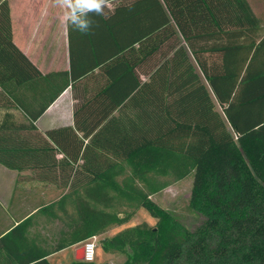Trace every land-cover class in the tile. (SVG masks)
Returning <instances> with one entry per match:
<instances>
[{
	"label": "trees",
	"instance_id": "1",
	"mask_svg": "<svg viewBox=\"0 0 264 264\" xmlns=\"http://www.w3.org/2000/svg\"><path fill=\"white\" fill-rule=\"evenodd\" d=\"M109 15L94 17L89 35L70 30V70L44 75L14 43L10 5L0 0L8 24L0 30V113L2 93L33 121L69 86L77 99L73 125L45 133L31 119L0 118V164L59 174L67 189L58 202L66 233L39 250L23 221L0 237V264H51L50 253L128 223L141 208L153 224L99 241L107 253L127 252L122 264H264V6L114 0ZM14 64L22 69L11 71ZM12 81L34 83L33 111ZM190 176L180 217L153 199Z\"/></svg>",
	"mask_w": 264,
	"mask_h": 264
},
{
	"label": "crops",
	"instance_id": "2",
	"mask_svg": "<svg viewBox=\"0 0 264 264\" xmlns=\"http://www.w3.org/2000/svg\"><path fill=\"white\" fill-rule=\"evenodd\" d=\"M8 2L13 41L18 48L44 75L70 70V29L60 21L61 10L53 6L51 0H8ZM261 4L263 7V3ZM4 28L7 29L8 24L5 19L0 18V30ZM73 33L75 37L80 34L74 30ZM10 69L17 72L22 67L14 64ZM94 83L96 85L97 81H92L90 84ZM10 84L15 94L24 97V101L33 111L36 92L34 83H27L26 88L19 87L14 81ZM40 85L42 89L38 97L44 102L49 98L48 82H42ZM12 96L9 93H2V101H6L8 106L0 113V118L8 116L11 124L24 121L28 123L31 119L45 133L54 127L74 123V104L77 99L72 86L66 88L36 121L20 109L19 103ZM114 115L117 116L118 111H115ZM58 156L62 157V154ZM82 162L83 160L80 159L76 166ZM26 166L27 168L18 170L0 164V237L21 222L29 221L27 235L30 238V246L33 247V243L36 242L39 250L49 249L62 234L66 233L64 214L58 202L67 189L59 187L58 182L63 181L59 174L33 169L28 167L29 163ZM125 224L97 236L98 248L102 249L99 244L100 239L127 229ZM83 243L84 241L74 243L52 252L47 256V260L51 264H74L77 261V252ZM18 250H21V245Z\"/></svg>",
	"mask_w": 264,
	"mask_h": 264
},
{
	"label": "rangeland",
	"instance_id": "3",
	"mask_svg": "<svg viewBox=\"0 0 264 264\" xmlns=\"http://www.w3.org/2000/svg\"><path fill=\"white\" fill-rule=\"evenodd\" d=\"M254 5L257 12H260L262 7V0H250ZM192 176L178 181L171 186L164 189L162 192L158 193L157 195L153 196V199L157 201L163 208L170 210L171 212L175 213L178 217H180V213L183 211V208L186 203V199L189 197L192 189ZM147 221L150 224L155 222V218L150 214V212L145 209L141 208L137 211L134 217L124 226L127 228L133 227L136 224ZM184 221L188 224H191L190 219H184ZM127 252H116V253H107L103 251V249L97 248L95 263H104L110 262L114 264H122L128 259Z\"/></svg>",
	"mask_w": 264,
	"mask_h": 264
},
{
	"label": "clouds",
	"instance_id": "4",
	"mask_svg": "<svg viewBox=\"0 0 264 264\" xmlns=\"http://www.w3.org/2000/svg\"><path fill=\"white\" fill-rule=\"evenodd\" d=\"M61 10L60 21L67 29L83 35L92 33L99 21L94 17L110 18L114 0H51Z\"/></svg>",
	"mask_w": 264,
	"mask_h": 264
},
{
	"label": "built area",
	"instance_id": "5",
	"mask_svg": "<svg viewBox=\"0 0 264 264\" xmlns=\"http://www.w3.org/2000/svg\"><path fill=\"white\" fill-rule=\"evenodd\" d=\"M84 246V261L94 262L96 257V251L98 248V238L93 236L83 243Z\"/></svg>",
	"mask_w": 264,
	"mask_h": 264
},
{
	"label": "water",
	"instance_id": "6",
	"mask_svg": "<svg viewBox=\"0 0 264 264\" xmlns=\"http://www.w3.org/2000/svg\"><path fill=\"white\" fill-rule=\"evenodd\" d=\"M77 260H84V246H81L77 252Z\"/></svg>",
	"mask_w": 264,
	"mask_h": 264
}]
</instances>
